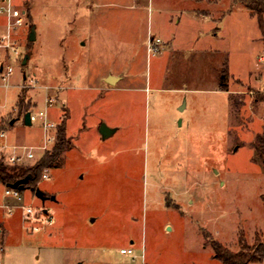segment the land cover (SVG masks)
I'll return each mask as SVG.
<instances>
[{
	"label": "rangeland",
	"instance_id": "374dc122",
	"mask_svg": "<svg viewBox=\"0 0 264 264\" xmlns=\"http://www.w3.org/2000/svg\"><path fill=\"white\" fill-rule=\"evenodd\" d=\"M16 1L26 9V23L18 34L20 54L8 59L7 82L0 75V121L17 116L20 96L29 110L42 108L41 85L49 84L57 97L49 113L58 126L65 123L70 148L37 182L54 199L20 189L21 203L40 217L50 207L49 223L0 208L9 226L0 232V264H223L211 239L231 251L240 249V235L249 246L264 239V173L252 146L264 128V101L255 99L264 91V32L243 2L223 19L213 11L203 34L196 23L177 30L169 76L160 84L165 71L156 57L162 49L156 30L169 29L155 27L157 0H138L143 6L136 9L125 7L132 0ZM151 33L161 39L156 51L148 49ZM209 44L228 53L227 83L239 102L232 115L229 93L212 90L219 89L225 53H205L204 66L194 60L202 57L194 50ZM107 68H129L131 77L108 84L101 79ZM32 76L36 85L24 87ZM175 83L205 90L166 89ZM102 123L110 135L100 133ZM5 130L10 143H42L39 125H26L23 114ZM4 191L0 181V204L13 203ZM124 247L132 253H121Z\"/></svg>",
	"mask_w": 264,
	"mask_h": 264
},
{
	"label": "built area",
	"instance_id": "2783aa9c",
	"mask_svg": "<svg viewBox=\"0 0 264 264\" xmlns=\"http://www.w3.org/2000/svg\"><path fill=\"white\" fill-rule=\"evenodd\" d=\"M0 17L2 18L3 29L0 31V75L3 82H7L8 77L12 73V67L8 63L10 56L19 55V43L18 34L19 29L26 23V9L17 5L16 0H0ZM161 39L159 37L151 36L148 41V49L158 50ZM24 78V75H23ZM29 83L26 86H35L36 78L33 76L28 80ZM44 89V106L42 108L29 110L30 122L37 123L42 130L43 140L38 145H23V144H8L6 140V130L0 129V139L3 141L0 143V159L7 161L11 164H24L25 161H30L36 158L34 149L40 151L48 150L56 139V131L58 124L55 122L49 113V109L57 101L55 94L51 92V86L49 84L41 85ZM48 170L46 167L42 172V178H48ZM5 196L13 200V203H2L3 207L8 215L14 213L15 208L22 210V215L25 219H43L44 222L49 223L52 218L50 217L49 210L43 208V216L40 217L36 214L34 208L29 204H23L22 195L20 189L5 186ZM34 230L37 229L36 225H33ZM1 232V230H0ZM4 245L0 242V254L4 252ZM121 253H132V249L120 248Z\"/></svg>",
	"mask_w": 264,
	"mask_h": 264
},
{
	"label": "trees",
	"instance_id": "16d2710c",
	"mask_svg": "<svg viewBox=\"0 0 264 264\" xmlns=\"http://www.w3.org/2000/svg\"><path fill=\"white\" fill-rule=\"evenodd\" d=\"M249 9L250 13L257 19L258 26L261 32H264V0H240ZM29 53V50L27 51ZM230 73L228 69L227 55L223 60L219 69V89L228 91L229 86L227 79ZM256 100L264 101V91L257 93ZM228 101L231 103V115L234 110H238V100L233 96V93H229ZM18 113L17 116L10 117L5 123L0 121V129H6V126L12 125L10 121L17 119L21 114L29 111V108L25 107L24 96H20L17 102ZM236 107V108H235ZM3 125V126H2ZM254 147L255 156L260 163L264 173V128L262 133H259L252 143ZM70 148V141L66 135L65 124L62 123L57 127L56 139L48 150L42 151L40 155L29 166H22L19 164H11L7 161L0 160V181L4 185L14 182L24 176L30 174L31 178L25 184V188L29 187L33 191L37 188V182L42 177V169L44 167L59 166L62 163V154ZM46 199L49 196L46 192ZM264 202V193L262 195ZM264 235V234H263ZM240 235L239 243L240 249L238 251H231L228 247L215 239H211L210 245L213 249V256L220 260L223 264H249L250 262H260L264 258V239L258 241L253 246H249L243 243V239Z\"/></svg>",
	"mask_w": 264,
	"mask_h": 264
},
{
	"label": "crops",
	"instance_id": "0c3cea01",
	"mask_svg": "<svg viewBox=\"0 0 264 264\" xmlns=\"http://www.w3.org/2000/svg\"><path fill=\"white\" fill-rule=\"evenodd\" d=\"M208 1H209L210 4L206 3L205 0H157V2H155V4L152 3L153 6H154L153 9H154V11L156 13V18H158V19H156L157 23H156L155 27L158 28V26H162V27L166 26V28L169 29V33L160 32L159 28H158L159 31L156 30L158 32V34H159V35H156V36H159L162 39V43H161L162 44V47H161L162 51L160 50V51L156 52V57H158L157 58L158 61H160L162 59L159 66H161V70L165 71V73L163 72V74L161 75L162 76L161 80L158 81V82H160V84L162 82H164V78L165 77L169 76L166 73V71L168 69V65H169L168 60H169L170 56H172V54L175 51V50L171 49V47L169 46V43L172 42L173 39H175V36L177 34V30L187 29V28L190 27L189 23H196V24H198V25L200 24L202 26V27H199L198 30L201 31V33L203 34L205 31L203 29V25L202 24H204L206 22L208 17L211 18V16L214 14L213 11L214 12L215 11L219 12L218 15H220L221 18L223 19L226 16L230 15V13L232 12V5L236 4V2H237V0H208ZM97 5L98 4L95 3L94 1L91 2V6L95 7ZM132 5H135L136 7H130V8H135L136 9V8H138L140 6H143V3H140L138 0H132V2H130V4H126L125 7L126 6L127 7L128 6H132ZM223 5H226V7H223ZM151 28H152V26H151ZM217 29H218V27H217ZM152 36H155V35L152 34ZM215 36H217V33H215ZM181 51L183 52L184 55L187 52L183 48L181 49ZM201 51H202V53H200ZM194 52H197L196 57H197L198 54L202 55L201 58H200V56H198L194 60L198 61L199 63L203 62L204 64H205V61H203V60H205V59L203 57H204V54L207 53V52H217V53L224 52L226 55L228 54L226 51H224L222 49V47H219V46L215 47V45L213 46L211 44L204 45L201 49L197 48V49L194 50ZM189 54H190V52H189ZM262 57H263V55H260L259 59L261 60ZM165 61L167 62V65H166ZM227 62H228V57H227ZM203 63H201V64L204 66ZM117 69H120V68H117ZM122 69L124 71H126V72H124V73H115L111 68H107L101 74V79L103 81H105L106 83H108V84H115V83H118V82H126L131 77L130 76L131 72H130L129 68H127V69L126 68H122ZM45 72L49 75L50 78L51 77H57L58 79L61 80V78H59L60 73H57L55 71H50L51 72V74H50L49 72H47V70ZM65 75H66L65 77L67 79L70 78V76L67 75V73H65ZM109 76H113L114 77V80H113L112 83H109L106 80ZM196 78H197V81H199L200 79L202 81V80L205 79V75H203V77H200V76L196 75ZM201 84H203V83L201 82ZM162 86L163 85H161L160 88H162V89L165 88V87H162ZM166 89L174 90V91H176V90L177 91H179V90L180 91L192 90L193 92H196V93H199L202 90H205V89H200V88H193V89L183 88L182 85H180V83H177V84L175 83V84H172V85H168V88H166ZM212 90L223 91V90H220V89H217V88H212ZM229 91H226V92L227 93H233V91H230V92ZM57 96H58V94H57ZM63 105H64V103H63ZM183 106H185V105H183ZM186 106H187V103H186ZM52 114L53 113L51 112L50 116L53 119V115ZM65 119H64V122H65ZM17 120H20V117L15 119L13 124ZM40 131H41V134H42L41 128H40ZM42 137H43V134H42ZM10 139H11V137L6 132V140L5 141L8 144H14V143H10L11 142ZM42 140H43V138H42ZM1 142H3V141L0 139V143ZM41 153H42V151L37 152V154L35 155L36 158ZM51 196H54V195H51ZM54 198H55V196H54ZM0 208L4 212V215H6L7 213H6L5 209L3 207H1V204H0ZM46 209L50 210V207H46ZM16 210H18V208H15L14 212ZM21 214H22V211L19 212V216L20 217H22ZM4 215L0 213V230H2V228H4V230L6 229L7 233H8L9 226L6 223L7 218H4ZM166 226H168V223H166Z\"/></svg>",
	"mask_w": 264,
	"mask_h": 264
},
{
	"label": "water",
	"instance_id": "95a60500",
	"mask_svg": "<svg viewBox=\"0 0 264 264\" xmlns=\"http://www.w3.org/2000/svg\"><path fill=\"white\" fill-rule=\"evenodd\" d=\"M29 40H34L35 39V34H34V30L32 29L29 32V36H28ZM29 58V53H26L21 61V64H26L27 59ZM109 83H112L114 80L113 76H109L106 79ZM23 121L26 125H30V118H29V111L25 112V114L23 115ZM14 122V119H12L10 121V123L12 124ZM99 131L103 136H108L111 134V128H109L105 123H102L99 127ZM31 178V175L28 174L26 176H24L21 179H18L14 182L8 183L6 184V186L12 187V188H17V189H23L25 188V184L29 181V179ZM34 193L37 197H39L41 200H45L46 199V195L44 194V191L39 189L38 187L34 189ZM52 199H54V196H51Z\"/></svg>",
	"mask_w": 264,
	"mask_h": 264
}]
</instances>
